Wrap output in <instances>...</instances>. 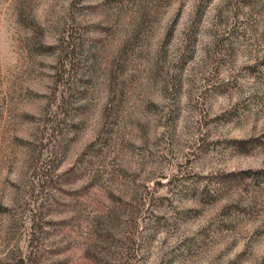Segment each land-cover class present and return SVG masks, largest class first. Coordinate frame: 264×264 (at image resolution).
<instances>
[{
  "label": "rangeland",
  "instance_id": "rangeland-1",
  "mask_svg": "<svg viewBox=\"0 0 264 264\" xmlns=\"http://www.w3.org/2000/svg\"><path fill=\"white\" fill-rule=\"evenodd\" d=\"M264 0H0V264H264Z\"/></svg>",
  "mask_w": 264,
  "mask_h": 264
},
{
  "label": "trees",
  "instance_id": "trees-1",
  "mask_svg": "<svg viewBox=\"0 0 264 264\" xmlns=\"http://www.w3.org/2000/svg\"><path fill=\"white\" fill-rule=\"evenodd\" d=\"M264 173V171H256L254 172L255 175H262Z\"/></svg>",
  "mask_w": 264,
  "mask_h": 264
}]
</instances>
